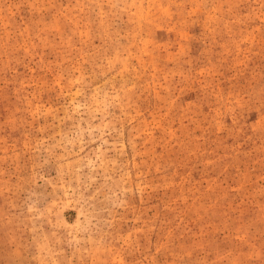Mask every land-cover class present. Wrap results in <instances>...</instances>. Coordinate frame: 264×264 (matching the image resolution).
Instances as JSON below:
<instances>
[{"label": "rangeland", "instance_id": "374dc122", "mask_svg": "<svg viewBox=\"0 0 264 264\" xmlns=\"http://www.w3.org/2000/svg\"><path fill=\"white\" fill-rule=\"evenodd\" d=\"M0 264H264V0H0Z\"/></svg>", "mask_w": 264, "mask_h": 264}]
</instances>
